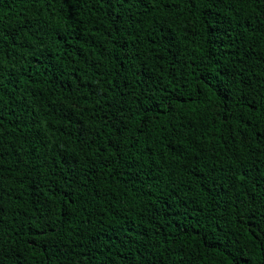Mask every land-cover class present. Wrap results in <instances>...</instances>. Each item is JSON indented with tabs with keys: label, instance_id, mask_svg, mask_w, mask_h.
Wrapping results in <instances>:
<instances>
[{
	"label": "trees",
	"instance_id": "16d2710c",
	"mask_svg": "<svg viewBox=\"0 0 264 264\" xmlns=\"http://www.w3.org/2000/svg\"><path fill=\"white\" fill-rule=\"evenodd\" d=\"M0 264H264V0H0Z\"/></svg>",
	"mask_w": 264,
	"mask_h": 264
}]
</instances>
